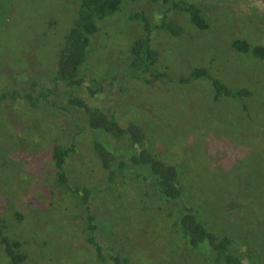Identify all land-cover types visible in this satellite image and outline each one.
Here are the masks:
<instances>
[{
    "label": "rangeland",
    "instance_id": "rangeland-1",
    "mask_svg": "<svg viewBox=\"0 0 264 264\" xmlns=\"http://www.w3.org/2000/svg\"><path fill=\"white\" fill-rule=\"evenodd\" d=\"M190 1L201 6L208 28H197L188 12L167 11L163 0H123L117 12L98 20L80 68L83 85L59 84L35 106L28 98L0 102V218L6 234L23 241L28 258L22 264H100L87 242L83 194L60 186L54 167L53 147L73 144L65 165L69 183L91 190L87 202L105 247L127 255L131 264H224L187 245L175 224L178 205L132 164L127 137L91 129L78 106L60 108L73 97L114 114L124 126L140 124L150 149L177 166L188 196L200 206L199 218L216 233L241 237L247 247L238 244L255 256L252 264H264V60L231 44L236 38L264 44V0ZM79 5L0 0V94L54 88L59 50ZM166 11L185 32L153 30L160 53L155 68L166 76L147 83L129 68L131 45L144 33L132 14L158 22ZM202 66L230 87L251 89L244 98L248 109L239 98L214 101L208 77L180 80ZM96 137L116 156L113 183L94 149ZM0 264H9L1 245Z\"/></svg>",
    "mask_w": 264,
    "mask_h": 264
},
{
    "label": "trees",
    "instance_id": "trees-1",
    "mask_svg": "<svg viewBox=\"0 0 264 264\" xmlns=\"http://www.w3.org/2000/svg\"><path fill=\"white\" fill-rule=\"evenodd\" d=\"M168 8L167 11L177 9L189 13L190 21L199 29L204 30L209 27V23L204 16L203 9L190 0H163ZM123 0H80L78 15L64 36L63 45L60 47L56 72L52 78L55 86L48 87L38 95L32 92L24 93V88L3 91L0 94V102L15 100L17 98H28L31 105L35 106L41 99H45L57 88V85L64 84L68 88H75L83 85V78L79 76L80 68L91 47L90 38L98 31V20L117 12L122 6ZM167 11L158 22H154L150 15L143 12L133 13L134 18H140L143 23V35L135 39L131 45V60L129 68L138 73L140 79L147 83L153 78L166 76V72L156 70L160 53L153 46L152 32L161 29L169 32L173 36H180L185 32V28L174 19H167ZM234 49L242 54H250L252 57L264 60V44L253 45L246 39L236 38L231 42ZM208 77L211 79L215 95L214 101H218L222 96L239 98L243 100V106L248 109L244 98L253 94L248 87L233 88L223 80L213 76L206 66L193 68L187 76L180 78L182 82L192 79ZM38 82H34L37 84ZM70 105L83 109L87 118V123L91 129H101L111 134L115 139L127 137L130 145L129 158L134 166L148 174L146 179H153V185L161 196L170 201H175L178 205V216L175 224L179 226L187 245L191 248H203L210 251L215 256V261L224 264H252L250 253L245 251L243 239L232 233L219 234L207 227L205 221L198 216L200 206L191 199L180 179V172L176 165L166 162L158 157L149 146V140L144 128L135 122L122 125L114 114H111L98 106H92L84 99L70 98L68 105L60 106L67 111ZM94 149L101 160L102 166L108 171L109 182L115 181L114 163L116 156L114 151L105 145L97 137L93 141ZM75 151V145L62 147L55 145L52 149L54 167L60 186L71 190L74 193L83 194V204L87 209L86 226L88 229L87 242L92 246L95 261L103 264H131L127 255L105 247L97 238L96 229L98 223L94 214L91 213L88 199L91 190L86 186L78 185L72 187L69 183L65 168L68 157ZM121 169L126 167L122 161ZM18 214V213H17ZM20 215V214H18ZM21 217V215H20ZM6 222L0 218V245L9 264H22L26 262L28 256L21 251L23 241L12 238L5 232ZM241 241L245 246L241 247Z\"/></svg>",
    "mask_w": 264,
    "mask_h": 264
}]
</instances>
